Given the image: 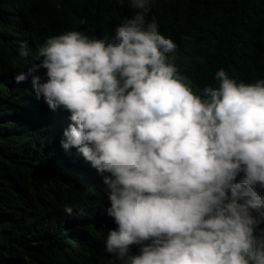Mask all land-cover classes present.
Returning <instances> with one entry per match:
<instances>
[{
	"label": "clouds",
	"instance_id": "9594fccd",
	"mask_svg": "<svg viewBox=\"0 0 264 264\" xmlns=\"http://www.w3.org/2000/svg\"><path fill=\"white\" fill-rule=\"evenodd\" d=\"M127 2L111 36L18 49L33 61L14 79L31 97L21 140L56 139L60 174L91 202L96 253L82 264H264V79L221 68L196 94L179 46L147 19L155 0Z\"/></svg>",
	"mask_w": 264,
	"mask_h": 264
},
{
	"label": "trees",
	"instance_id": "16d2710c",
	"mask_svg": "<svg viewBox=\"0 0 264 264\" xmlns=\"http://www.w3.org/2000/svg\"><path fill=\"white\" fill-rule=\"evenodd\" d=\"M132 15L127 0H0V264H82L96 253V235L83 234L93 228L91 202L60 174L58 141L21 140L18 107L31 97L14 79L33 61L18 49L71 30L111 36ZM153 18L179 46L178 65L196 94L218 86L221 68L237 83L264 79V0H155Z\"/></svg>",
	"mask_w": 264,
	"mask_h": 264
}]
</instances>
